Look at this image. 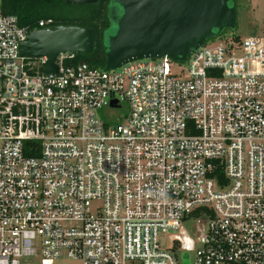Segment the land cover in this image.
Segmentation results:
<instances>
[{"label": "built area", "instance_id": "1", "mask_svg": "<svg viewBox=\"0 0 264 264\" xmlns=\"http://www.w3.org/2000/svg\"><path fill=\"white\" fill-rule=\"evenodd\" d=\"M30 33L0 9V264H178L159 235L203 219L195 264H264V36L47 74Z\"/></svg>", "mask_w": 264, "mask_h": 264}, {"label": "water", "instance_id": "2", "mask_svg": "<svg viewBox=\"0 0 264 264\" xmlns=\"http://www.w3.org/2000/svg\"><path fill=\"white\" fill-rule=\"evenodd\" d=\"M64 1L78 6L98 2ZM108 16L110 25L102 39L105 70L162 57L184 62L207 40L235 29V0H109ZM97 43L95 29L62 25L31 32L20 52L27 57H47L45 71L53 74L59 54H89Z\"/></svg>", "mask_w": 264, "mask_h": 264}, {"label": "trees", "instance_id": "3", "mask_svg": "<svg viewBox=\"0 0 264 264\" xmlns=\"http://www.w3.org/2000/svg\"><path fill=\"white\" fill-rule=\"evenodd\" d=\"M109 0H98L93 5H72L64 0H0L1 15L15 16L21 27L33 32L44 19H53L55 26H81L95 29L98 43L89 54H79L72 64L85 63L92 68L105 69L106 55L102 39L104 31L109 27ZM230 31L226 29L221 36ZM220 36V37H221ZM211 38L209 40L217 39ZM236 40L238 36H234ZM42 71V70H41ZM198 211L192 216H197Z\"/></svg>", "mask_w": 264, "mask_h": 264}, {"label": "rangeland", "instance_id": "4", "mask_svg": "<svg viewBox=\"0 0 264 264\" xmlns=\"http://www.w3.org/2000/svg\"><path fill=\"white\" fill-rule=\"evenodd\" d=\"M226 35L240 38L264 36V0H235V29L228 31ZM181 67H184V65L181 64ZM109 114L113 116L111 121H109L107 109L102 110L98 115L106 123H110L111 126L124 124L129 114V107L126 103H123L119 109H110ZM206 225L207 220L204 219L199 223L187 221L182 225L179 232H162L158 237L159 246L162 250L168 251L174 246L176 236L181 240L188 239L194 249L191 251L175 249L174 253L178 264H195L196 251L200 249L199 239L202 237V230ZM35 263H38V261L35 260L33 264ZM53 264L77 263L61 258L54 261Z\"/></svg>", "mask_w": 264, "mask_h": 264}]
</instances>
